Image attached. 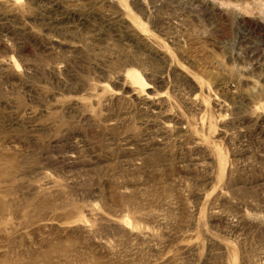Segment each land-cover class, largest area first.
<instances>
[{"label": "rangeland", "instance_id": "1", "mask_svg": "<svg viewBox=\"0 0 264 264\" xmlns=\"http://www.w3.org/2000/svg\"><path fill=\"white\" fill-rule=\"evenodd\" d=\"M264 0H0V264H264Z\"/></svg>", "mask_w": 264, "mask_h": 264}, {"label": "crops", "instance_id": "2", "mask_svg": "<svg viewBox=\"0 0 264 264\" xmlns=\"http://www.w3.org/2000/svg\"><path fill=\"white\" fill-rule=\"evenodd\" d=\"M262 6V9H261V11H263L264 12V5H261Z\"/></svg>", "mask_w": 264, "mask_h": 264}]
</instances>
